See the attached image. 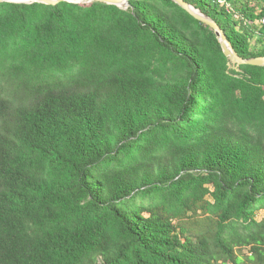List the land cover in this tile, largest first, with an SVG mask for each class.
<instances>
[{
  "label": "trees",
  "instance_id": "1",
  "mask_svg": "<svg viewBox=\"0 0 264 264\" xmlns=\"http://www.w3.org/2000/svg\"><path fill=\"white\" fill-rule=\"evenodd\" d=\"M185 1L264 56V0ZM260 201L264 66L174 0L0 2V264H264Z\"/></svg>",
  "mask_w": 264,
  "mask_h": 264
},
{
  "label": "water",
  "instance_id": "2",
  "mask_svg": "<svg viewBox=\"0 0 264 264\" xmlns=\"http://www.w3.org/2000/svg\"><path fill=\"white\" fill-rule=\"evenodd\" d=\"M105 2L108 4L118 5L122 8H127L130 5V0H0V2H24V3H33L40 2L49 5H57L61 2H75V3H84V2ZM188 12H190L195 18L204 22L213 28L223 46L225 54L230 58L231 61L238 65L250 64V65H259L264 66V56L251 57L246 58L239 54V52L235 49L234 45L228 38L225 31L221 28L216 20H214L211 16L204 13L201 9L197 8L193 4L185 1V0H174Z\"/></svg>",
  "mask_w": 264,
  "mask_h": 264
},
{
  "label": "rangeland",
  "instance_id": "3",
  "mask_svg": "<svg viewBox=\"0 0 264 264\" xmlns=\"http://www.w3.org/2000/svg\"><path fill=\"white\" fill-rule=\"evenodd\" d=\"M238 64L234 63L233 61L230 60V67L231 68H238ZM256 213H257V217L258 219H263L264 218V201H260L258 204H257V207H256ZM239 253L241 254H246V255H250L251 253L249 252V249L246 248L242 251H239ZM244 257V256H243ZM245 259V257H244ZM246 264H253L252 262H245Z\"/></svg>",
  "mask_w": 264,
  "mask_h": 264
},
{
  "label": "built area",
  "instance_id": "4",
  "mask_svg": "<svg viewBox=\"0 0 264 264\" xmlns=\"http://www.w3.org/2000/svg\"><path fill=\"white\" fill-rule=\"evenodd\" d=\"M262 22L264 23V18H262Z\"/></svg>",
  "mask_w": 264,
  "mask_h": 264
},
{
  "label": "bare ground",
  "instance_id": "5",
  "mask_svg": "<svg viewBox=\"0 0 264 264\" xmlns=\"http://www.w3.org/2000/svg\"><path fill=\"white\" fill-rule=\"evenodd\" d=\"M18 1H21V0H18Z\"/></svg>",
  "mask_w": 264,
  "mask_h": 264
}]
</instances>
